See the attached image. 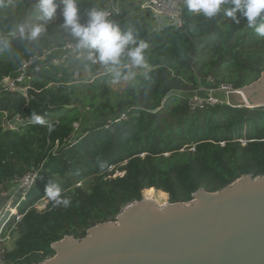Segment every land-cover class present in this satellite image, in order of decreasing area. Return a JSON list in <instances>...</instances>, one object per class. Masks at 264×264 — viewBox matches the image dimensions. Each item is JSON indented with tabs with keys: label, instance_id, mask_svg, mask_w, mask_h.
Segmentation results:
<instances>
[{
	"label": "trees",
	"instance_id": "1",
	"mask_svg": "<svg viewBox=\"0 0 264 264\" xmlns=\"http://www.w3.org/2000/svg\"><path fill=\"white\" fill-rule=\"evenodd\" d=\"M96 1L94 7L104 9L107 0ZM34 3L3 0L0 33L9 35L18 24L45 23L37 19L38 11L21 17ZM134 11L125 2L122 13L109 18L147 42L149 70L141 75L138 69L140 75L112 100L109 93L81 95L83 83L72 70L98 67L84 59L86 50L66 58L56 50L75 43L62 27V4L36 41L9 35L12 51L0 56V84L16 77L21 62L45 59L23 84L29 88L25 96L0 90V184L32 170L40 178L13 194L21 217L10 233L18 237L10 248L0 244L2 264L51 258L53 243L85 237L89 228L141 200L145 190L163 192L169 203H186L200 189L216 192L243 175L264 176V107L190 106L208 78L234 90L257 80L264 71V36L244 20L236 24L222 13L207 19L186 8L180 27L153 31L149 16ZM34 114L47 123H35ZM16 116L24 119L18 131L3 127ZM50 183L59 184L69 207L49 201ZM42 199L47 203L37 210L34 204Z\"/></svg>",
	"mask_w": 264,
	"mask_h": 264
},
{
	"label": "water",
	"instance_id": "2",
	"mask_svg": "<svg viewBox=\"0 0 264 264\" xmlns=\"http://www.w3.org/2000/svg\"><path fill=\"white\" fill-rule=\"evenodd\" d=\"M237 91L248 108L264 107V71ZM51 250L37 264H264V176L243 175L216 192L200 189L186 203L142 196L85 237L65 236Z\"/></svg>",
	"mask_w": 264,
	"mask_h": 264
},
{
	"label": "clouds",
	"instance_id": "3",
	"mask_svg": "<svg viewBox=\"0 0 264 264\" xmlns=\"http://www.w3.org/2000/svg\"><path fill=\"white\" fill-rule=\"evenodd\" d=\"M62 4V27L75 41V48L86 50L84 59L91 64L99 63L111 77L112 83L128 82L135 78L133 69L149 70L145 52L147 42L138 39V32L133 29L121 31L119 25L110 19L111 13L92 7L87 12L86 23H81L78 0H60ZM57 0H37V19L45 23L14 26L11 37L27 41H36L46 31V22L51 21L60 6ZM0 6L3 0H0ZM186 9L194 14L212 19L222 13L225 17L239 24L244 20L247 27L260 36H264V0H185ZM11 39L8 34L0 33V56L10 54ZM37 124L47 121L40 115H33ZM49 131L52 126L48 125ZM59 184L45 186V194L54 206L67 208L70 198L62 195Z\"/></svg>",
	"mask_w": 264,
	"mask_h": 264
},
{
	"label": "built area",
	"instance_id": "4",
	"mask_svg": "<svg viewBox=\"0 0 264 264\" xmlns=\"http://www.w3.org/2000/svg\"><path fill=\"white\" fill-rule=\"evenodd\" d=\"M125 2L134 6V12L147 14L149 16L153 31H160L169 26L180 27L183 23V11L186 8L185 0H107L103 10L110 12V17L118 16L122 13V6ZM56 50L60 52V56L62 58H66L72 55H79L84 51L76 49L75 43H66L63 47ZM43 59H45V56L40 58H30L21 62L17 67L16 77L14 79H4L0 84V90H2L3 92L17 91L25 96L26 91L29 88L28 86H23V84L26 83L29 74H31L32 72H37L39 70V66L37 63ZM133 70L137 71L138 69ZM205 83L207 85H213L214 89L210 91L208 97H201L198 95V93L194 95V97L190 101V106L192 109L222 106V99L212 94V92H217L224 97H228L233 94L238 95V91L234 90L228 84L217 85L211 78L206 79ZM239 104H228L225 106L241 107V105ZM23 123L24 119L20 118V116H16L14 120H4L3 127H8V129H10L11 131H18V126H21ZM38 177V172L32 170L22 178H15L4 186L0 184V244L5 245V238L7 236L6 233L11 232V230L14 229L16 222L21 217L18 211L20 203L14 204V201L11 200L12 198H14L13 194L15 195L18 190L28 189L34 182L40 179ZM5 188H7V190H5ZM21 200H24L23 196L21 197ZM0 264H2L1 257Z\"/></svg>",
	"mask_w": 264,
	"mask_h": 264
},
{
	"label": "rangeland",
	"instance_id": "5",
	"mask_svg": "<svg viewBox=\"0 0 264 264\" xmlns=\"http://www.w3.org/2000/svg\"><path fill=\"white\" fill-rule=\"evenodd\" d=\"M94 3H97V1L96 0H78L79 10H84V13L80 12L81 20L87 21V12L90 8L94 7L95 5ZM36 4H37V0H35V3L29 9L24 10L21 17L23 19H27L28 17L30 18L31 16L35 15L37 12ZM149 26L152 28L151 20H149ZM97 66L98 67L96 69H92L90 67V68H76L72 70L74 74L73 75L74 79L79 80L81 83H83L84 87L79 89L81 95L87 96V98L90 99L92 97H99L100 95L102 97H105L109 93V98L111 100L115 99V97H117V94L122 89H124L125 86L130 81L121 82L119 84L112 83L111 77L107 74L106 69L99 63H97ZM145 73L146 71L143 69L140 72L141 75H144ZM140 74H136V75H140ZM212 89H214L213 85H207L204 82L200 84V91L198 92V95L201 97H208V94L210 93ZM212 94L222 99V102H223L222 105H228V104L238 105L239 103H241V97L239 93L238 95L233 94L228 97L226 96L224 97L223 95L218 94L217 92H212ZM154 191L156 194L159 193V191L158 192L156 190ZM164 195L165 197L167 196L166 194ZM143 196H144V193H143ZM155 196L157 198L158 194ZM160 202L161 204L168 202V197L164 198V202H162V200ZM46 203H47L46 199H42L39 202L35 203L34 207L37 208V210H43ZM6 235L7 236L5 238V245L7 247H12L13 243L15 242L18 236L14 232L13 233L7 232Z\"/></svg>",
	"mask_w": 264,
	"mask_h": 264
},
{
	"label": "bare ground",
	"instance_id": "6",
	"mask_svg": "<svg viewBox=\"0 0 264 264\" xmlns=\"http://www.w3.org/2000/svg\"><path fill=\"white\" fill-rule=\"evenodd\" d=\"M158 192V191H157ZM158 194V197L156 198V196L155 195H157ZM155 193V191L153 190V189H149V190H145L144 191V197L146 198V199H150V200H153V201H155V202H157V203H159V204H161V200H162V202H164V198H166L165 197V195H164V193L163 192H160L159 191V193ZM160 200V201H159Z\"/></svg>",
	"mask_w": 264,
	"mask_h": 264
},
{
	"label": "crops",
	"instance_id": "7",
	"mask_svg": "<svg viewBox=\"0 0 264 264\" xmlns=\"http://www.w3.org/2000/svg\"><path fill=\"white\" fill-rule=\"evenodd\" d=\"M150 29L152 30V28L150 27Z\"/></svg>",
	"mask_w": 264,
	"mask_h": 264
}]
</instances>
